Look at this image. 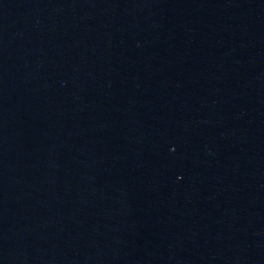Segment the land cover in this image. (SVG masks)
Listing matches in <instances>:
<instances>
[{
    "label": "water",
    "instance_id": "95a60500",
    "mask_svg": "<svg viewBox=\"0 0 264 264\" xmlns=\"http://www.w3.org/2000/svg\"><path fill=\"white\" fill-rule=\"evenodd\" d=\"M0 264H264V0H0Z\"/></svg>",
    "mask_w": 264,
    "mask_h": 264
}]
</instances>
